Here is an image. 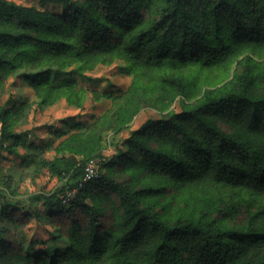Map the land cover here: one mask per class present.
Returning a JSON list of instances; mask_svg holds the SVG:
<instances>
[{
	"label": "trees",
	"instance_id": "obj_1",
	"mask_svg": "<svg viewBox=\"0 0 264 264\" xmlns=\"http://www.w3.org/2000/svg\"><path fill=\"white\" fill-rule=\"evenodd\" d=\"M117 60L134 86L182 95L180 109L146 119L108 159L100 130L60 136L42 160L58 185L41 212L0 204V264H264V0H0V95L18 72L39 105L82 108L85 72ZM25 106L0 104V153L24 137ZM92 157L98 175L83 180ZM32 217L68 244L34 252Z\"/></svg>",
	"mask_w": 264,
	"mask_h": 264
},
{
	"label": "rangeland",
	"instance_id": "obj_2",
	"mask_svg": "<svg viewBox=\"0 0 264 264\" xmlns=\"http://www.w3.org/2000/svg\"><path fill=\"white\" fill-rule=\"evenodd\" d=\"M14 1L38 5V0ZM47 8L60 10L57 4H49ZM85 73L90 80L79 83L86 90L82 108L68 104L64 98L48 105H39L38 95L18 72L6 81L0 104L5 107L26 104L14 127L15 131L24 132L25 135L14 153L6 150L0 153V204L8 196L25 200L23 204L28 211L41 212L43 196L58 185L56 175L42 166V160L54 156L53 147L62 138L60 136L69 134L78 126L100 130L103 138L98 155L108 159L117 149L123 148L122 141L132 129L148 118H158L168 110H179L184 99L180 94L171 96L163 90L158 93L151 92L150 88L134 86L133 75L126 70V63L122 60L98 65ZM198 78L206 79L211 84L218 79L213 71H201ZM106 92L111 93L110 97L104 96ZM120 106L128 111L127 119L130 113L133 116L127 123L116 127L111 125V121L114 111ZM50 229L47 221L32 217L22 231L34 252L46 250L47 242L58 249L64 248L67 240H52Z\"/></svg>",
	"mask_w": 264,
	"mask_h": 264
},
{
	"label": "built area",
	"instance_id": "obj_3",
	"mask_svg": "<svg viewBox=\"0 0 264 264\" xmlns=\"http://www.w3.org/2000/svg\"><path fill=\"white\" fill-rule=\"evenodd\" d=\"M100 157H92L89 158L83 169V180H90L98 175L99 169H100ZM70 192L69 194H72Z\"/></svg>",
	"mask_w": 264,
	"mask_h": 264
}]
</instances>
